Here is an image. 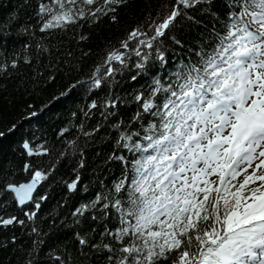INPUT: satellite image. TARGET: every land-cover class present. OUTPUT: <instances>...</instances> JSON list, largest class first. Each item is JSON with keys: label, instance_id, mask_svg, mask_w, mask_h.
I'll use <instances>...</instances> for the list:
<instances>
[{"label": "snow or ice", "instance_id": "1", "mask_svg": "<svg viewBox=\"0 0 264 264\" xmlns=\"http://www.w3.org/2000/svg\"><path fill=\"white\" fill-rule=\"evenodd\" d=\"M129 2L36 0L35 26L41 33L73 32L78 42L86 41L80 32L85 24L105 17L118 23L116 13ZM193 27L199 40L186 45L177 33ZM109 45L91 75L61 96L78 86L88 94L106 89L102 102L93 99L82 109L89 119L93 110L104 122L119 116L121 107L130 110L127 119L108 123L116 138L105 163L119 162L120 175L110 187L100 180L101 190L74 209V224H92L83 235L75 233L76 257L50 249L52 264H264V0H159L155 15L145 12L118 45ZM37 49L51 54L47 46ZM59 63L58 57L50 64L48 81L55 80ZM17 66L16 59L0 63V74ZM124 84L130 90L113 91ZM38 115L31 111L27 118ZM101 127L84 131L83 122L79 125L86 137ZM16 129L13 124L0 131V138ZM67 143L75 152L76 140ZM20 147L28 157L50 154L43 143L28 139ZM59 162L46 169L26 162V181H0V229L27 226L18 215L6 214L13 204L33 223L27 264H35L47 235L34 223L48 199L37 194L38 186ZM83 167L81 159L75 179L61 181L69 193L81 190ZM9 242L16 243L15 235Z\"/></svg>", "mask_w": 264, "mask_h": 264}, {"label": "trees", "instance_id": "2", "mask_svg": "<svg viewBox=\"0 0 264 264\" xmlns=\"http://www.w3.org/2000/svg\"><path fill=\"white\" fill-rule=\"evenodd\" d=\"M158 3L159 0H130L116 13L118 23H112L105 17L91 27L85 24L80 32L88 39L78 42L73 32L63 34L57 31L51 35L39 32L34 16L36 0H29V4H25L24 0H0V63L10 65L13 59L18 61L16 68L9 67L7 73L0 74V131L7 132L13 124L17 125L16 131L0 138V181L8 178L16 182L26 181L30 175L23 171L26 162L46 169L57 159L60 161L49 180L38 187L37 194H47L48 199L42 202L34 223L47 235L42 237L45 244L34 257L35 264H52L48 256L50 249L55 254L66 256L70 252L73 258L76 257L75 233L83 235V230L88 229L92 222L85 220L76 225L71 213L80 203L87 202L101 190L100 180L110 187L111 181L120 175L119 162L105 163L116 138V132L109 128L108 123H114L121 117L127 119L130 115L129 109L121 107L120 115L111 117L109 122L102 120L98 110H93L90 119L84 117L82 109L87 111V105L93 99L102 102L106 89L88 94L86 87L78 86L67 96H61V93L77 80L87 79L94 67L102 62L109 42L118 45L125 30L140 22L145 12L151 11L155 15ZM149 4L150 8L147 7ZM22 26H29L28 31L25 32ZM198 31L196 27L182 29L177 35L186 45H195L199 40ZM38 44L47 46L51 54L39 51ZM25 45L28 47L25 48ZM68 51L73 53L71 57L65 55ZM167 54L172 55L171 52ZM26 56L31 58V64L24 63ZM58 57V70L52 73L55 80L48 81L49 66L56 64ZM128 75L126 72L125 76ZM117 79L122 78L118 75ZM126 90H130L128 84L113 89L121 94ZM54 97L60 98L57 100ZM31 111H37L39 115L28 119ZM74 112L75 116L72 115ZM82 122L84 131H91L98 123L102 127L98 133L86 137L79 129ZM65 127L69 131L60 136ZM24 139L34 145L43 143L50 149V154L26 156L20 147ZM71 140H76L75 152L67 143ZM62 152L64 156L60 158ZM81 159L84 161V167L79 169L81 190L69 193L61 181L75 179L73 169L78 167ZM83 186L89 190L82 191ZM31 209L32 205H28L26 210ZM6 214H16L25 219L27 226L0 229V242H8L6 247H0V264H27L34 239V235H30L33 223L27 222L15 204L7 209ZM12 235L16 237L15 244L9 242Z\"/></svg>", "mask_w": 264, "mask_h": 264}, {"label": "water", "instance_id": "3", "mask_svg": "<svg viewBox=\"0 0 264 264\" xmlns=\"http://www.w3.org/2000/svg\"><path fill=\"white\" fill-rule=\"evenodd\" d=\"M39 187V186H38Z\"/></svg>", "mask_w": 264, "mask_h": 264}]
</instances>
